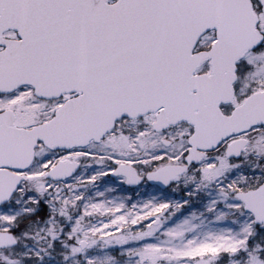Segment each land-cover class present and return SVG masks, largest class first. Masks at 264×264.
<instances>
[{
  "label": "snow or ice",
  "instance_id": "obj_1",
  "mask_svg": "<svg viewBox=\"0 0 264 264\" xmlns=\"http://www.w3.org/2000/svg\"><path fill=\"white\" fill-rule=\"evenodd\" d=\"M0 264H264V0H0Z\"/></svg>",
  "mask_w": 264,
  "mask_h": 264
}]
</instances>
